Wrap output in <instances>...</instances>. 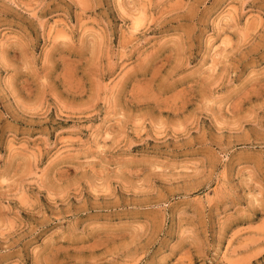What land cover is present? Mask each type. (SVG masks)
Listing matches in <instances>:
<instances>
[{
    "label": "rangeland",
    "instance_id": "rangeland-1",
    "mask_svg": "<svg viewBox=\"0 0 264 264\" xmlns=\"http://www.w3.org/2000/svg\"><path fill=\"white\" fill-rule=\"evenodd\" d=\"M0 264H264V0H0Z\"/></svg>",
    "mask_w": 264,
    "mask_h": 264
}]
</instances>
